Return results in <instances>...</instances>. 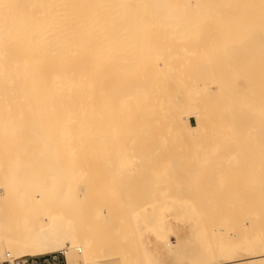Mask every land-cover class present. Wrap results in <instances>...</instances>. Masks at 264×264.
<instances>
[{"label": "bare ground", "instance_id": "obj_1", "mask_svg": "<svg viewBox=\"0 0 264 264\" xmlns=\"http://www.w3.org/2000/svg\"><path fill=\"white\" fill-rule=\"evenodd\" d=\"M205 82H208L209 84L208 89L204 87ZM171 86H174L173 89L175 90H172ZM177 86L179 88L183 86L182 92L179 89L176 90ZM188 107L189 109L192 108V111L187 112L186 110H189ZM184 111L190 114V116L196 118V125H193L191 123L190 116H187L188 114L186 115V112L183 113ZM183 114H185L186 116ZM208 117L210 120H213V122L215 121V123L211 125L212 128L210 127L212 133L214 132L213 134L217 136L221 134H227V137L223 136L226 137L225 140L221 136L223 141H220L222 139L219 136L220 140L217 144V148L219 147L218 150H224V152L226 151L225 153H223L222 151V153L225 154V157L227 156L226 154H231V156L233 157L238 156V158H235L236 160L241 158L239 161L241 162L242 160V163H240L239 161H235V159H232V161L236 162H234L235 164H239L238 166L242 164L243 167V163L246 164L244 165L246 167L239 168L237 166L238 168H236L235 164L230 163L231 165H235V168L237 170H240L239 173L233 166H230V164L227 162V164H229L227 166L233 168L232 172H230L233 173L235 169L236 173L238 172L239 175H242V173L245 175L247 174L246 176L243 175L240 177L243 180V178L249 176L246 179L249 184L248 182L244 181V179V185L242 186H245L246 184L247 187H242L241 184H239L240 182H242H239V175L234 172L236 175L233 176L230 173L231 176L237 177L239 179L236 181V179L232 177H227V179H229L230 181L233 179L235 182H237V185L239 184V191L236 190L238 186L235 183V185L232 183L234 187L236 186V189L234 190L231 189L232 185H230L231 187H229L232 195L229 194L230 192L228 190L227 194H225L226 192L224 193L223 199L222 196H219V201H217L218 198L214 200L215 204L218 203L220 205L217 204L215 206H210L213 203H203L202 205L205 204L207 206L206 209H208V213H206V209L204 210L205 206H203L204 208H201V203L198 202V204H200L199 209H197L198 213L203 212L204 214L202 213L201 216L206 214L205 217L203 216V219H205L208 217L207 215H209L212 210L216 209V207H218V209H222L221 206L224 205L223 207L225 208L228 199L233 200L234 198L236 200H234L235 202L233 203L236 204V206L234 207L233 205V208L226 207V210H228L229 208H231V210H224V216L228 215V212L230 215V211H232L233 213L238 212L240 214H248L249 212L252 215H249L247 217L245 214H243L244 216L241 215L243 217L240 216V218L244 220V217H246L247 220L243 221V224L250 225L251 230L254 228L257 231V225H259V222L260 226H262V224L264 223V0H0V139H5L6 143L3 142L4 145L9 144L6 137H11V140L16 138L17 141H19L18 139H23V142L19 141L17 143V146L19 145L21 147L22 145L23 147H21L20 149L19 147H17L16 150H14L20 151L21 154L18 153V155L15 154L14 156L12 155V157H10V152L12 151L13 154L15 153L13 152L14 147H11L12 150L9 148V146L5 149V146L1 144L2 141L0 142V145L3 146H0V150L3 148V151L1 150L0 152H4V156L0 157H5V153H10V156L8 154L6 156L8 158L10 157L8 161L6 160V157V159L4 158L6 162L4 163V165L6 166L9 162L8 165L11 166V172L9 171V173L11 175H14V178L12 179H15L17 177L16 174H20L23 170L26 169L29 170L27 171L29 173L27 174V172H25L24 174H27L26 178L30 179L29 181H27V179L26 182H31V180L32 182H35V176L37 175L36 173L38 171H36L35 173L33 172V170L37 169L40 172V168L42 169L43 167H46L48 169L49 166L51 167L50 170L55 171L58 169H67L68 173V170H71V174L68 173V175H70V178L71 176L75 175L76 177H78L76 172L83 169L84 167V172L87 171V177L90 178L89 175L91 176L92 173H88V170H86L88 167L91 168L97 162H101L105 166L108 164L106 162L109 160V162L111 163L110 165H113L112 168H114L113 170H109V172L113 171L112 176H114L115 174L116 179L114 177V180L120 182L122 179H124L123 171L127 170L126 172L128 173L132 172L131 175L135 174V172L141 174L142 178H144L143 183L147 184L149 182L147 174L145 178L143 176L144 174H142L143 172L140 173L139 171H137V169L139 170V168L141 169L143 167L142 169H144L145 172V170L149 168L151 169L150 172H152V174L154 169H156L153 174L155 180L152 178V175H150L149 179L157 181L159 180L156 177L158 171L163 172L164 168H162V170L160 167V170L158 169V167L152 169V166L150 165L151 163L149 164L150 166L146 168L141 165L143 162H140L143 161L144 158L146 159V157L147 160L155 158L151 157L149 159L148 155H158V158L160 160L161 156H163L164 154V158L165 156L171 154H173L172 156H175L176 154L177 155L175 156V158H171L172 156H167L169 160L171 158L172 162V159H174L175 163H173L174 165L171 164L172 162H167L169 165L163 164V167L165 166V168L170 166V170H168L167 168L163 173L166 174V170H168L169 172L174 169L173 174H176L174 173V171H177L175 169V164H178V169H186L183 177H186L185 179H188V174L186 173L188 172V169L191 168L187 169L188 166L186 168H182L184 166H181L180 168L179 165L184 164L181 163L182 160H184L185 162L189 159V157L192 158L191 155L193 156L194 152L191 151L192 154H190L189 150V152L186 151L191 147H186L185 140L187 139L184 138V143L182 142V140H180L185 136L184 130L186 129H183L182 124L184 123L181 124L180 121L183 122V119L186 121V127L190 131V138L192 137L191 141H193V137L196 136L197 138L199 134L201 135L203 133V126L204 123H206L205 119L207 121ZM101 120L103 121L101 123L105 122V125L100 124ZM220 121H222V124L224 122V127L223 125H221V123H219ZM232 123L234 126L232 125ZM221 132H223L224 134ZM203 135L202 137L200 136L201 138L198 137L200 138L199 141L203 142L202 148L203 145L210 146V143L208 142L210 139L211 143L213 141L209 136H207L209 139L205 140L204 138L206 137H204ZM219 137L217 138L219 139ZM175 138H178V140H176ZM217 138L216 140H218ZM102 139L106 140L107 142H102ZM201 139L204 141H201ZM17 141H13L12 145L14 146V142L16 144ZM187 142L189 141L187 140ZM193 144L194 143H192V145ZM211 145V147H214L216 144ZM33 146H36V153L40 157H43L41 158L42 160L37 159L36 157V160L33 159L31 161L30 156H24L25 154L29 155L30 153L32 155V152L35 151V148L33 149ZM107 146H109L110 148L109 151L107 150ZM191 148L192 149L190 150L195 151V153L197 152V150L193 149L194 145ZM4 149L7 151L5 152ZM8 149H10L11 151H9ZM181 151H186V153H181ZM27 152H29V154H27ZM183 153H185L184 157H187H185L186 159L183 158L181 160V155H183ZM1 154L3 155V153ZM107 154H109L110 157H107ZM142 155H144L145 157ZM178 155L180 156L177 157ZM141 156L144 158H142ZM218 156L220 157L221 155ZM157 159L155 160L158 161ZM191 160L194 161L195 159ZM139 163L140 167L138 166L136 168L135 166H137ZM190 163L192 162L189 159V164ZM197 163L199 164L198 161ZM189 164L187 163V165ZM131 165H133V168L135 167L134 170L132 169ZM190 166L191 165H189V167ZM227 166L226 168H228ZM52 167L54 168L52 169ZM108 167L111 168V166ZM193 167L195 168V166ZM198 168L201 167L199 166ZM198 168L196 170H198ZM226 168L223 167L222 169H219L225 170ZM247 168H251L250 170L252 171L251 173H253L252 175L251 173H244L243 170L249 171L247 170ZM0 169L2 170L3 167ZM105 169L108 170L107 167ZM90 170L92 171V168ZM226 170L228 171L229 169ZM17 171L20 172L17 173ZM44 171L42 172L44 173ZM61 171L63 172V170ZM2 172L3 171H1V173ZM7 172L5 171V173ZM57 172H59V170ZM57 172L55 173L57 174ZM148 172L149 171H147V173ZM155 172L157 173L155 174ZM181 172L184 171L182 170ZM217 173L220 174V171H217ZM225 173L228 172H224L222 174L224 176L223 178L222 175L221 178L218 177L219 181L220 179H222L221 183L226 177ZM22 174L23 172L21 173V176L23 178L24 174ZM56 174L54 175V173H51L49 174V176L51 178L54 177V179L58 181V179L61 178L58 177V175H64L60 173H58L57 175ZM205 174L209 175V173ZM160 175H162L159 177L161 180L160 184H164L161 188H178L179 192L181 188H184L181 186L180 188L179 186L174 185L176 181H172V178L169 179L167 177L168 173L166 174L167 176L163 175L162 173ZM208 175L207 177L209 178ZM42 176V173L41 176L38 175L39 178H41ZM56 176L58 179L56 178ZM135 176L136 175L132 177L133 179L135 178V180L136 177H141ZM87 177L83 181L87 183H83L85 185H88L89 183L87 182ZM191 177H189L190 182L184 180L188 182H185L187 184V186L185 187L187 188L188 186L195 184L193 182V178H196L198 176L194 174V176ZM0 178H3V176ZM204 178H206V175ZM204 178H202L201 180H203ZM127 179L130 181H128ZM127 179L125 182L128 181L130 183L124 182L125 187L126 184H129V186H127L128 190L127 188L125 189V192L127 191V195L125 196L129 197V191L133 190L131 187L136 184L139 185L140 182L143 181V179H141L139 183H136L135 180H132L134 184L131 181V178H129L128 174ZM179 179L180 176L179 178H176V180H178L177 182H179ZM210 179H212V182L213 178L211 177ZM73 180L75 179L73 178ZM114 180L110 181L113 182ZM90 181H92V177ZM194 181L197 180L195 179ZM204 181L207 184L208 181ZM68 182L66 183L68 184ZM72 183L73 186L71 185ZM72 183L70 184L69 182V194L75 193L74 181H72ZM219 183L220 182L216 184L217 187L215 186V184L211 185V187L214 186V188L216 189L219 188V190H216V192L215 190L214 192H212L214 188L212 189L209 187L210 189H212V191L209 192L215 193L216 195H210L211 197H218L219 194L222 195L219 192L223 187H220L223 186L226 182H224L223 185L220 183L221 186H219ZM83 184L81 182L82 186H84ZM111 184L112 183H110L109 185L110 187ZM150 184H153L152 181ZM150 184L149 187H152ZM160 184H157V186L160 187ZM3 185L4 182L1 186ZM124 185L121 186L124 187ZM202 185L203 184H201V187H203ZM15 186L18 187L20 185ZM53 186L56 187V184ZM155 186L156 185H154V187ZM194 186L195 185H193V187ZM5 187L7 186L5 185L4 188ZM40 187L41 186H39V188ZM46 187L47 184L44 188L46 191H49L48 189H46ZM84 187L86 188L87 186ZM90 187L95 189L98 188V185L97 187H93V185H90L87 188L89 189ZM114 187L115 186H113V188ZM129 187L131 190H129ZM135 187L138 188V186ZM158 187H155L156 191L153 192L155 193V195L158 190L160 191ZM207 187L206 189L208 190L209 188ZM50 188L53 187L50 186L49 189ZM113 188L112 190H114ZM203 188L201 190V193L205 190H203ZM7 189H10V187ZM42 189L40 188V190ZM82 189L84 191H88V189ZM195 189L194 191H196ZM102 190L105 192V189L101 188V191ZM115 190H117V188H115ZM150 190H147L149 194L154 191L153 188H150ZM183 190L180 192V196H182V205L184 204L183 202H185V200L183 201L184 197H187L191 194H188L191 191L187 192L188 190H190V187L187 191H185L186 189ZM225 190L227 191V187L225 188ZM86 191L84 193H87ZM103 191L102 193H104ZM171 191H169L170 193H168V195L170 194V196H172L171 194H173V191ZM119 192H121V190L118 191V193ZM133 192L135 191L133 190ZM145 192L144 196L142 195V193L140 195L137 193L139 196L136 195V193L131 194V196H143L142 199H144V197H146ZM102 193H99L100 196ZM205 193L207 194V192L200 194V196L203 195L201 197L203 198V201L206 197L204 196ZM90 194L91 193H87L88 196ZM113 194L114 191L113 193L111 191V195H109V197L111 196L112 198ZM149 194L147 195L149 198L146 197L148 200L154 198L155 202L158 201L155 197H152L150 196L151 194ZM164 194L161 195L166 196L167 192ZM225 195L227 200L226 202H224L225 204L221 205L220 201H225ZM228 195L230 196L228 197ZM238 195L240 196L235 198V196ZM242 195L243 197L241 199L240 197ZM54 196L55 195H53V197ZM88 196H86L87 199L90 198ZM118 196L116 195V197ZM157 196L158 194L156 195V197ZM167 196L166 200L170 198L169 196ZM86 197L84 198L86 199ZM123 197L124 194L122 198ZM161 198L163 199V197ZM237 198L239 199L237 200ZM3 199L8 200L9 198L3 197ZM95 199L98 198L96 197ZM114 199L117 200V198ZM118 199L120 201V196L118 197ZM126 199L125 202L124 199L123 201L121 199V205H119V207H122V204L124 207L125 204L127 205V203L131 204V201L128 202L130 199H128L127 202ZM139 199L142 201L141 198ZM91 200H93V198H91ZM91 200L87 201H89V203H92L94 200ZM150 200L146 201L150 203ZM164 200L165 199H163V201ZM171 200L167 201L169 202ZM193 200L191 201L192 203ZM202 200L200 201L202 202ZM205 200L207 201V199ZM87 201L82 202L85 204ZM4 202L6 203V200ZM67 202L69 203V200ZM155 202L153 201L152 203H150V205ZM194 202H196V199ZM237 202L239 204H242L244 208H240ZM136 203L137 202L134 201L133 204L137 205L139 202L137 204ZM160 203H162V201ZM171 203L174 204L173 202ZM243 203L245 204V206L243 205ZM87 204L88 203H86V205ZM96 204V202H93L94 206L91 204L92 208L95 207ZM104 204V206H106L105 202ZM158 204L159 203L157 202L156 205ZM163 204L164 206H166L165 203ZM189 204L191 205V203ZM194 204H192L193 207ZM159 205L158 209L161 207ZM180 205L181 203L179 204V206ZM88 206L87 208L85 207L86 210L90 208ZM208 206H210V209L208 208ZM98 207H100V205ZM195 207H198V205L196 204ZM80 208L81 206L79 205V209ZM135 208L132 210L133 212L134 210H137L138 207L136 209ZM99 209L101 210V208ZM184 209L185 208H183V210ZM237 209L239 210L236 211ZM80 210L78 211L83 212V210ZM89 210H92L91 212H94V208H90ZM109 210L110 209H108L107 212L109 215H111L113 213V210L111 211V214ZM129 210L130 209H128V211ZM179 210L181 209L179 208ZM179 210H177V213L180 212ZM103 211L104 210H102V213ZM104 212L106 213V211ZM154 212H159V210L155 211L154 209ZM215 212V217L217 218V215L219 214L218 210H215ZM215 212L212 211V214L209 215V217H212V219L209 217L207 218L211 219L210 221H208L212 227H215V229L213 227L214 230H216L217 228V225H215L218 223L217 220L221 219L219 218L216 220L214 218L216 220V223L214 222L215 220H213V213L215 214ZM114 214H116V212ZM142 214L144 213H141V215ZM82 215L84 216V213H82ZM90 215L88 214V216H90L92 219L94 213H91ZM79 216L80 215L78 214V217ZM115 216L114 218H116ZM119 216L122 215L120 214ZM123 216L125 215L123 214ZM123 216L121 218H123ZM233 216V218L236 217L237 220V216H235L234 214ZM148 217L150 218V216ZM127 218H125L126 221ZM145 218L147 217H144V219ZM82 219L80 221H82ZM88 219L91 220L90 218ZM227 219L231 220V222H229L230 225L227 222L229 226H226V221H224V227L232 226L234 224V221L232 222V220L235 219L226 218V220ZM125 220L123 222L122 228L124 229L126 226V230H129V232L130 230H132L133 232L132 228H135L136 226H131V224L128 226L127 224H125L124 226V223H126ZM154 220L155 219H153V221ZM212 220L214 222L213 225ZM147 222L150 223L149 220H147ZM102 223H98L99 226L102 225ZM109 223L110 222L107 221L105 225H109ZM119 224H121V222ZM209 224L206 225L207 230L211 227ZM93 225L95 226L97 225V223H93ZM223 225L221 224L218 228H222ZM99 226L98 228L100 229ZM199 226H201L200 223ZM240 226H242V223ZM72 227L74 226L72 225ZM130 227L132 228L130 229ZM85 228L84 231L86 230ZM101 228H104L103 225ZM197 228L200 229L202 228V226H197ZM262 228L264 229V226H262ZM88 229L91 230L90 228ZM110 229L112 228L110 227ZM213 229L211 230V233H213ZM243 229L247 230L249 228H245L244 226ZM87 230L86 232H88ZM137 230L138 229H135V231ZM219 230L217 229L216 232L214 231L216 233L215 236H217ZM240 230L236 232H239ZM242 230L241 232H243ZM93 231L96 232V230ZM261 231L260 233H262ZM219 233H221V230L219 231ZM229 233L228 236H230ZM240 234L242 235V233H239L238 236H240ZM251 234L249 236H251ZM255 234L256 232L254 233V236ZM211 236L212 234H210V237ZM218 237L216 241L219 242L221 239V242H223V236H221V234H218ZM247 238L242 239L245 241H240L242 242L241 244H243L242 246L244 247L241 248V246L240 249L242 250L238 251V249V254L236 255H233L236 253V251L235 249H232L233 247L230 244L229 245L231 247L228 246L230 250L225 247L224 242L229 241H227L226 238H223L226 240L223 242L224 246H222V244V247H218L220 251L218 252V254L213 253L211 259L204 260L196 264L264 263V243L259 242L257 244L258 241L255 242V239H253L255 245L252 244L253 242L251 240L250 242H248V244H246ZM250 238L252 239V236ZM215 239L216 238H214V240ZM210 240L212 241V239ZM71 242L72 241L70 240V243ZM250 243L252 245H249ZM213 244L214 243L212 241V246H214ZM235 245L236 243L233 245L234 248ZM228 251L230 252V254H228ZM231 252L233 253L231 254ZM132 256L135 257V254H133ZM143 257L145 256L143 255ZM143 257V261H134V264H160L161 262L160 260L156 259H145L144 261ZM174 259H176V257H174L172 260ZM177 261L178 260H176V262H172V264H178Z\"/></svg>", "mask_w": 264, "mask_h": 264}, {"label": "rangeland", "instance_id": "obj_2", "mask_svg": "<svg viewBox=\"0 0 264 264\" xmlns=\"http://www.w3.org/2000/svg\"><path fill=\"white\" fill-rule=\"evenodd\" d=\"M186 79V78H185ZM205 85H204V87L206 88V89H208L209 88V84H208V82H205L204 83ZM190 86V85H189ZM172 87V90H175V89H173L174 88V86H171ZM182 87L183 86H181V88H179L178 86H177V89L176 90H180L181 92H182ZM177 92H179V91H177ZM180 95V94H179ZM193 105H195V104H193ZM192 107V106H191ZM194 107V106H193ZM195 108V107H194ZM194 108H193V110H194ZM188 109H189V107H188ZM187 112L188 111H192V108L191 109H189V110H186ZM186 111H184L183 113H185ZM185 113L186 115L188 114V113ZM185 114H183V115H185ZM185 115V116H186ZM187 116H190V114H188ZM190 121H191V123L193 124V125H196L197 124V120H196V118L195 117H193V116H190ZM211 121V122H210ZM223 121V120H222ZM222 121H220L219 123H221ZM101 122H103L102 120L100 121V124L102 125H105V122L104 123H101ZM181 122V124L182 123H184V124H182V126H183V129L184 128H186L185 130H184V137L183 138H179L180 140H182V142L184 143V140L185 139H187L189 142H187V140H185V143H186V147L187 148H189L190 146L192 147L193 145H194V150H197V152L195 153V151H193V150H190V149H192L191 147L189 148V149H185L186 151H188L190 154H192V152H194V154H193V156L191 155V157L192 158H190L189 156V159H190V161L192 162V163H190L189 164V159L188 160H186L185 162H187L189 165H191L192 167L193 166H195V168L197 167H201V168H198V170H196L194 167L192 168L191 166L189 167V165H187V163H185L184 162V160H182L183 158H185V157H187V156H185L184 157V155H185V153H186V151H181V153L182 152H185V153H183V155H181L182 156V158H181V160H182V162L181 163H184V164H180L179 165V167L181 168V166H184V167H182V168H186L187 166V169L188 168H191V169H188V172L186 173V174H188V176H187V178L188 179H185L186 177H183L184 175V173L186 172V169H182L184 172H181L182 170H180V169H178V164H175L176 165V167H175V169L177 170L176 172L174 171V173H176V174H173V170L172 171H169L168 172V170H170L169 168H170V166L169 167H167L168 168V170H166L167 171V173H168V176L166 175V174H164L163 172H165V169H167V168H165V166L163 167V164H166V165H169L168 163L170 162H172L171 161V158H175V156L177 155H175V156H172L173 154H171V155H167L168 157H170V156H172L171 158H170V160L168 159V157L167 156H165V158H167V159H165L163 156L165 155H163V156H161V158H160V160H159V158H158V155H152V156H149L148 155V158L150 159L151 157H155V158H151L150 160H147V157H146V159L144 158L145 156L144 155H142V156H144V157H142V158H144V160H146V161H141L140 163H142L141 165L142 166H144V167H149L150 165L152 166V169L153 168H157L158 167V169H159V167L161 168V170H162V168H164L163 169V172L162 171H158V173H159V175H158V173L157 172H155V174L157 173V179H159V180H157V181H153L152 179H149V177H150V175H152L153 176V174H154V171L156 170V169H154V171H153V174H152V172H150L151 171V169H149V168H147L146 170H145V172H144V169H140L139 168V170L137 169V171H139L140 173H142V174H144L143 176L146 178V174H147V178H148V180H149V182L146 184V183H143L144 182V178H142V175L141 174H138V172H135V174H133V175H131V173L132 172H130V173H128V172H126L127 170H125V171H123L124 172V174H123V178L124 179H122L120 182L119 181H117V180H114V177H115V174H114V176H112L113 175V171H110L109 172V170H113L114 168H112L113 167V165H110L111 163L109 162V160L106 162V163H108L107 165L108 166H111V168L110 167H108L107 165H103L101 162H99L100 163V166H99V163L97 162L94 166H92L91 168H92V171L90 170L91 168H87L86 170H88V173L90 174V172L92 173L91 174V176L89 175V177L90 178H88L87 176H88V174H87V171L86 172H84L85 170H84V167H83V169H81V170H79L78 172H76L77 173V175H78V177H76V175L75 176H71V178L69 177L70 175H68V173H70L71 172V170H68V173H67V169L66 170H64V169H58L59 170V172H57L58 170H50L51 169V167L49 166L48 167V169L46 168V167H43L42 169L40 168V172L42 173V177L41 178H39L38 177V175H40L41 176V173L39 172V170H37V169H35V170H33V172H35L36 173V171H38L36 174V180H35V182H32V180H31V182H26V180L28 179V178H26V175L29 173V172H27V171H29V170H20V171H22L23 172V174L25 173V172H27V174H22L23 175V178H22V176H21V173L19 174L18 172H20V171H17V173L18 174H16V178L15 179H12V178H14V175H11L10 173H9V171H10V168H11V166H9L8 164H9V162L7 163V165L5 166L4 165V163H6L5 162V160H4V158L7 156V154L10 156V153H11V156L10 157H12V155L14 156L15 154H17L18 155V153H20V151H14V150H16V148L17 147H19V149L21 148V147H23L22 145H21V147L18 145L17 146V143L20 141V142H23L22 140H20V139H18L19 141H17V139L16 138H14V139H16V140H11L12 138L11 137H9V138H7L6 137V139H8L7 141L9 142V144H8V142H7V144L8 145H4V143H6V141H5V139L3 140V138H2V140L0 139V142L2 141V145L3 146H5V149L6 148H8V146H9V148L11 149V147H14L13 148V152H15L14 154L12 153V149L10 150V149H8L9 151H11L10 153H5L6 155H5V157H0V161L2 160V158H3V164H2V161L0 162V168H2L3 167V169L1 170V171H3L2 173H1V171H0V177H2L3 176V178H5V179H3V178H0L1 179V181H0V264H3L2 262H7L8 260L6 259L7 258V254H10L11 255V257H13V258H40L41 259V261H43V259H45L46 257H48V256H53V255H55V256H58V259L56 260V262H57V264H134V261L136 262H141V261H143V259H142V257H143V255L145 256V257H143L144 258V261H145V259L146 260H160L161 262H160V264H172V262H176V260H178L177 262H178V264H196V263H198V262H201V261H204V260H209V259H211L212 258V255H213V253L215 254H218V252H220L219 251V249H218V247L220 248V247H222V246H224V244H225V247H227V249H229L228 248V246H232L233 248V250L235 249V251H236V253L235 254H233V255H236V254H238L237 252L238 251H240V250H242V249H240V247L243 245V244H241L242 242H240L243 238L244 239H246L247 237V243L246 244H248V242H250V240L253 242L252 244L253 245H255L254 243L256 242V241H258L257 242V244L259 243V242H263L264 243V241H262V240H264V232H263V228H262V226H264L263 224H262V226H260V222L259 221H257V222H259V225H257V231L254 229V231H253V229L251 230V228H250V225H247V224H243L244 222L243 221H245V220H247L246 219V217H244V220H242V218H240V216L241 215H243V214H245V213H238V212H235V213H233L232 211H230V215H229V212H228V215H225L224 216V214H225V211L224 210H226V207H231V208H233L232 206L234 205V207L236 206V204H234L233 202H235L234 200H236V199H234L233 198V200L232 199H228V201L226 202V200H227V198H226V195H225V201H223V200H221L220 202H221V205L222 204H225L224 202H226V207L224 208L223 206L224 205H222L221 207H222V209H218V207H216V209L215 210H218V213L219 214H221V215H217V218L215 217L216 216V212H215V210H212V211H214L215 212V214L213 213V215H214V217H213V220H217V219H219V218H221V219H219V220H217V224H215V225H217L216 227V230L218 229H220L221 230V233H219V231H218V233H217V236H215L216 235V230H214L215 229V227H214V229H213V227L211 226V224H209V221L212 219V217H209V215L210 214H212L211 212V210H209V211H211L210 213H209V215H207L209 218H211V219H207V218H205V219H203L204 217H205V215H203V216H201V214L203 213L202 211H200V212H202V213H198V210L197 209H199V205L200 204H198V202L199 203H201V208L203 207V206H205V208H204V210L207 208V206L204 204V205H202L203 203H206L207 202V204L210 202V204L211 203H213L212 205H210V206H215V205H217V204H215V201L214 200H216L217 198H218V200L217 201H219L220 199V197L222 196V199H223V195H224V193L225 194H227L228 193V190H229V194H231L232 195V192H231V190H230V188L229 187H231L230 185H232V183L234 184H236L237 185V182H235L232 178H234V179H236V181L237 180H239L237 177H233V176H235L236 174H238L239 175V171L240 170H237L236 168H243V167H246V166H244V165H246V164H244L243 163V167H242V164H240V166H238L239 164L237 163V164H235L236 162L235 161H239L241 158H239L238 160H236L235 158L237 157L238 158V156H235V157H233V156H231V154L229 155V154H226L227 156L225 157V154H223V153H225L224 152V150H218V148H217V144L219 143L218 141L220 140V137L222 136H226L227 137V134H224L223 132H221V133H223L224 135H219V136H217V135H215V134H213L212 133V130H211V128H212V124L213 123H215V121L213 122V120H210L209 119V117L207 118V121H206V119H205V122L206 123H204V126H203V133L200 135L199 134V136H197V138L198 137H202V135L204 136V137H206V138H204L205 140H207V139H209L207 136H209V137H211L212 138V143L210 142L211 141V139L208 141L209 143V145L210 146H208V145H203V148H202V144H203V142H200L199 140H200V138H198V140H197V138H196V136L195 137H193V141H191V138H190V131L188 130V128L186 127V121L183 119V122L182 121H180ZM127 123V122H126ZM210 124V125H209ZM185 125V126H184ZM218 125V124H217ZM221 125H223V127L225 126L224 125V122H223V124L221 123ZM220 125V126H221ZM232 125H233V123H232ZM214 126V125H213ZM231 126V125H230ZM234 126V125H233ZM206 127V128H205ZM211 127V128H210ZM209 129H210V131H209ZM208 130V131H207ZM189 131V132H188ZM207 131V132H206ZM206 132V133H205ZM186 133H187V135H186ZM210 134V135H209ZM215 135V136H214ZM214 136V137H213ZM3 137V136H2ZM217 137H219V139L218 140H216V138ZM222 137H221V139H222ZM226 137H223V139L225 140V138ZM0 138H1V136H0ZM185 138V139H184ZM189 138V139H188ZM196 138V139H195ZM176 139V138H175ZM223 139L222 140H220V141H223ZM176 140H178V138L176 139ZM180 140H179V142H180ZM198 141V143H197V141ZM11 141V142H10ZM13 141H17L16 142V144H15V142H14V146L12 145L13 144ZM24 141H25V139H24ZM104 141H106V140H103L102 139V142H104ZM173 141H174V138H173ZM172 141V142H173ZM190 141H191V143H190ZM201 141H204V140H202L201 139ZM216 141V142H215ZM4 142V143H3ZM100 142H101V140H100ZM107 142V141H106ZM176 142H178V141H176ZM200 142V143H199ZM205 142H207V141H205ZM191 145H190V144ZM192 143H194L193 145H192ZM188 144H189V146H188ZM211 144H216L214 147H211L212 145ZM2 145H0L1 147H3ZM15 145H16V147H15ZM196 145V146H195ZM7 146V147H6ZM205 146V147H204ZM210 147V148H209ZM35 148V149H34ZM107 150L109 151V146H107ZM201 148V149H200ZM4 149V151L6 152L7 150H5ZM18 149V150H19ZM33 149L35 150V151H33L32 152V155L34 156H32L31 155V153L29 154V152H27V154H29V155H24L25 157H28V156H30L31 157V161L33 160V159H35L36 160V157H37V159H40V160H42L41 158H43V157H40L37 153H36V146H33ZM199 149V150H198ZM211 149V150H210ZM2 151H3V148L1 149ZM0 150V151H1ZM8 151V152H9ZM192 151V152H191ZM221 151V152H220ZM222 151H223V153H222ZM17 152V153H16ZM34 152H35V155H34ZM220 152V153H219ZM1 153H3V155L1 154ZM175 153V152H174ZM176 153H178V152H176ZM21 154V153H20ZM19 154V155H20ZM189 154V155H190ZM16 155V156H17ZM37 155V156H36ZM187 155H188V153H187ZM217 155V156H216ZM218 155H223L222 157L220 156H218ZM233 155V154H232ZM235 155V154H234ZM0 156H4V152H0ZM107 157H110L109 156V154H107L106 155ZM180 155H178L177 157H179ZM195 156V157H194ZM214 156V157H213ZM9 157V158H10ZM239 157H243V156H239ZM250 157H253V156H250ZM7 158V159H6ZM5 159L8 161V157H6ZM158 158V159H157ZM218 158V159H217ZM12 159V158H11ZM155 159H157L158 161H156ZM165 159V160H164ZM179 159V158H178ZM186 159V158H185ZM191 159H195L194 161L193 160H191ZM220 159V160H219ZM225 159V160H224ZM232 159H235V161H232ZM34 160V161H35ZM173 160V162L171 163V164H173V163H175V161H174V159H172ZM10 161V160H9ZM100 161H101V159H100ZM197 161L199 162V164L197 163ZM208 161V162H207ZM215 161V162H214ZM226 161V162H225ZM168 162V163H167ZM178 162H180V161H178ZM193 162H195V163H193ZM227 162L230 164V163H233V164H235L236 165V168H235V165H231L230 164V166H233L235 169H236V171H238L237 173H236V171H235V169H234V171H233V173H231L232 172V167H230V166H227V165H229V164H227ZM235 162V163H234ZM240 162V161H239ZM105 163V164H106ZM140 163L137 165V166H135L136 168L139 166L140 167ZM151 163V164H150ZM177 163V162H176ZM199 165H197V164ZM204 163V164H203ZM219 163V164H218ZM222 163V164H221ZM240 163H242V160H241V162ZM102 164V165H101ZM150 164V165H149ZM158 164V165H157ZM170 164V165H171ZM202 164V165H201ZM209 164V165H208ZM174 165V164H173ZM172 165V166H173ZM207 165V166H206ZM212 165V166H211ZM223 166V167H225L226 168V166L228 167V168H226V169H229L228 171L226 170H221L223 167H221V166ZM5 166V167H4ZM7 166H8V168H7ZM238 166V167H237ZM103 167V168H102ZM108 168V170L107 169H105V168ZM131 167H132V169L134 170L135 169V167L133 168V165H131ZM203 167V168H202ZM215 167V168H214ZM221 168V169H219V168ZM5 168V169H4ZM8 170H7V169ZM54 167H52V169H53ZM94 168V169H93ZM100 168V169H99ZM217 168V169H216ZM231 168V169H230ZM13 169V168H12ZM47 169V170H46ZM202 169V170H201ZM210 169V170H209ZM216 169V170H215ZM219 169V170H218ZM245 169V168H244ZM251 169V168H250ZM250 169H248L247 168V170H249V171H246V170H243L244 171V173H251L252 171L250 170ZM7 172V173H5V171ZM44 170H46V171H44ZM50 170V171H49ZM61 170H63V172L61 171ZM90 170V171H89ZM104 170V171H103ZM142 170V171H141ZM160 170V169H159ZM189 170H190V172H189ZM209 172H208V171ZM214 172H213V171ZM32 171V170H31ZM30 171V172H31ZM42 171H44V173L42 172ZM47 171H49V172H47ZM52 171H54V172H52ZM61 171V172H60ZM103 171V172H102ZM147 171H149L148 173H147ZM211 171H212V173H211ZM216 171V172H215ZM217 171H220V174H218L217 173ZM231 171V172H230ZM11 172V171H10ZM55 172H57V174L58 173H60V174H64L63 176L64 177H66V178H64L62 175L61 176H59L58 175V177H61L60 179H58L57 178V176H56V178L58 179V181L57 180H55L54 179V177H50L49 176V174H51V173H54V175L56 174ZM101 172H102V174H101ZM178 172V173H177ZM194 172V173H193ZM199 172V173H198ZM204 172V173H203ZM224 172H228V173H225V178H224V181H222V183H221V180L222 179H220V181H219V178H221V175L224 173ZM236 174H235V173ZM13 173V172H12ZM46 173V174H45ZM49 173V174H48ZM66 173H67V175H66ZM83 173H86V174H83ZM104 173V174H103ZM112 173V174H111ZM125 173H126V177H125ZM134 173V172H133ZM137 173V174H136ZM163 174V175H166L169 179H171L172 181L174 180V182L176 181V183L178 184H174V185H176V186H181V187H184L183 189H186L185 191H187L188 189H189V187H190V190H188L187 192H189V191H191V192H189L188 194H190V195H188L187 197L185 196L184 197V199H183V201L185 200V202H183L184 204L182 205V196H180V192L183 190L181 187V189H180V192H179V189L177 188H175V189H172V188H161L163 185L162 184H160V182H161V180H160V176H162V175H160V174ZM190 173V174H189ZM193 173V174H192ZM205 173H209V175L208 174H205ZM233 175V176H231V174ZM241 173H242V169H241ZM2 174V175H1ZM4 174H5V176H4ZM14 174V173H13ZM56 174V175H57ZM71 174V173H70ZM80 174V175H79ZM106 174V175H105ZM127 174H128V176H129V178H131V181L132 180H135V178L133 179L132 177L134 176V175H136V176H141V177H139V178H137L136 176V180H135V182L136 183H139L140 181H141V179H143V181L142 182H140V184L138 185V184H136V185H134L133 187H135V186H138V188L137 187H135V188H133V187H131L135 192H133V190L132 191H129V193H128V195H129V197L127 196H125V195H127V191L125 192V189L127 188V186H129V184L127 185L126 184V187H125V183H127L128 181H130V180H128L127 179ZM192 174V175H191ZM194 174L196 175V176H198V177H194L197 181H194L195 179L193 178V182L195 183V184H193V185H195L194 187H193V185H191V186H188V188L187 187H185V186H187V184L186 183H188V182H186V181H184V180H187V181H189V177H191V176H194ZM201 174H202V176H201ZM206 175V178H204L205 177V175ZM211 174H212V176H211ZM214 174H216V175H214ZM227 174V175H226ZM229 174V175H228ZM253 173H251V175H252ZM48 175V176H47ZM170 175V176H169ZM178 175V176H177ZM191 175V176H190ZM207 175L209 176V178L207 177ZM220 175V176H219ZM243 175H245V174H243L242 173V175L240 174L238 177H240V176H243ZM247 175V174H246ZM245 175V176H246ZM46 176V177H45ZM94 176V177H93ZM104 178H103V177ZM177 176V177H176ZM179 176H180V179H179V182H177L178 180H176V178H179ZM204 178L203 180H201L202 178ZM215 176H217V177H215ZM21 179H20V178ZM48 177H50V178H48ZM68 177V178H67ZM86 177H87V179H88V181L87 182H89L88 183V185H85V184H83V183H86V182H83L85 179H86ZM91 177H92V181H90V179H91ZM106 177V178H105ZM121 177V178H122ZM183 177V178H182ZM213 178V183L211 182V180L212 179H210V178ZM219 177V178H218ZM224 176L222 175V178H223ZM227 177H232L231 179V181L229 180V179H227ZM247 177H249V176H247ZM247 177H245V178H243V180L244 181H246V182H248L246 179H247ZM10 178V179H9ZM17 178H19V179H17ZM65 180H64V179ZM73 178L75 179V180H73ZM93 178H94V180H93ZM154 180H155V178H154V176L152 177ZM175 178V179H174ZM192 178V177H191ZM215 178V179H214ZM217 178V179H216ZM17 179V180H16ZM54 179V180H53ZM77 179V180H76ZM95 179H96V181H95ZM105 179V180H104ZM107 179V180H106ZM115 179H116V177H115ZM126 179L128 180L127 182H125L126 181ZM199 179V180H198ZM2 180H3V182H4V185L3 186H1L2 184H3V182H2ZM11 180H13V181H11ZM30 179H28L27 181H29ZM62 180V181H61ZM64 180V181H63ZM68 180H69V182H70V184L72 183V181H74V186H75V193H73L74 195H75V197H74V195L73 194H69V192H70V190L68 189V187L70 186V184H69V182H68ZM71 180V181H70ZM110 180H114L113 182H111ZM170 180V181H171ZM204 180H207L208 182H210V183H212V184H210V183H208L207 181V184L205 183V181ZM228 180V181H227ZM242 179H241V177H240V180H239V182L240 181H242V182H238L239 184H241V186L242 185H244V181H243ZM16 181V182H15ZM19 181H20V183H19ZM34 181V180H33ZM51 181H52V184L53 185H55L56 184V187L55 186H53L52 184H51ZM54 181V182H53ZM55 181H57V182H55ZM68 182V184L66 183V182ZM104 181H106V182H104ZM109 181H110V183H112L111 184V187L113 188V186H115L113 189L114 190H112V188L109 186L110 185V183H109ZM116 181V182H115ZM138 181V182H137ZM151 181H152V183L153 184H150L151 183ZM159 181V182H158ZM169 181V182H170ZM216 181H217V183H216ZM230 181V182H229ZM2 182V183H1ZM13 183V184H11V183ZM59 182H60V184H62V185H60L59 184ZM81 182H82V184L84 185V186H90V185H93V187L95 186V187H97V185H98V188H92V187H90L89 189L86 187H84V186H82L81 185ZM91 182V183H90ZM125 182V183H124ZM133 182V181H132ZM131 182V183H132ZM186 182V183H185ZM190 182V181H189ZM204 182V183H203ZM218 182H220L222 185H223V183L224 182H226V183H224V185L223 186H221V184L219 183V186H221L220 188H222V189H220V192L219 193H221L222 195H218V197H215L216 195H215V193H211V192H209V191H212V189L214 188V186H212L211 187V185H214L215 184V186L217 187V185L216 184H218ZM245 182V183H246ZM7 183H8V185H7ZM16 183V184H15ZM49 183V184H48ZM55 183V184H54ZM64 183H65V185H64ZM107 183H109V184H107ZM113 183H114V185H113ZM128 183H130V182H128ZM186 185H185V184ZM198 183V184H197ZM231 183V184H230ZM43 184V185H42ZM46 184H47V187H46V189H48L49 191L50 190H52V191H46L45 190V186H46ZM87 184V183H86ZM90 184V185H89ZM101 184V185H100ZM106 184H107V186H106ZM116 184V185H115ZM133 184H134V182H133ZM142 184V185H141ZM147 185V189H146V185ZM149 184L152 186V187H149ZM157 184H160L161 186L160 187H158L157 186ZM200 184V185H199ZM201 184H203L202 186L204 187H201ZM204 184H205V186L207 187V188H212V189H206V187L204 186ZM229 184V185H228ZM234 184V185H235ZM239 184L237 185L238 186V188L236 189V186L234 187V185H232V187H231V189L232 190H234V189H236L237 191H239ZM248 184H249V182H248ZM7 186V187H5L4 188V186ZM15 185H20V186H18V187H16ZM48 185H50V186H52L53 188H50L49 189V187L50 186H48ZM67 185V186H66ZM72 186H73V183L71 184ZM113 185V186H112ZM118 185V186H117ZM119 185H120V187H119ZM124 185V187H122V186ZM131 185V184H130ZM141 185V186H140ZM154 185H156L155 187H158L159 189H160V191H161V193H160V191L158 190L157 191V193H156V195L158 194V196L156 197V195H155V193H153V192H155L156 191V189H155V187H154ZM199 187H198V186ZM39 186H41L40 188L42 189V190H40V188H39ZM99 186H100V188H99ZM105 186H106V188H105ZM139 186H140V188H139ZM142 186H144V187H142ZM218 186V187H219ZM245 186H246V184H245ZM245 186H242V187H245ZM10 187V189H7V188H9ZM15 187H16V189H15ZM62 187V188H61ZM67 187V188H66ZM142 187V188H141ZM149 187V188H148ZM192 187V188H191ZM195 187H196V189H195ZM198 187V188H197ZM227 187V191L225 190V188ZM247 187V186H246ZM13 188V189H12ZM59 188V189H58ZM65 188V189H64ZM82 188H84V189H88V191H86L87 193H91L89 196L87 195V193H84L85 191L82 189ZM101 188L102 189H105V192L104 193H102V191H101ZM108 188V189H107ZM115 188H117V190H115ZM145 188V189H144ZM150 188H153V190L154 191H152L150 194H149V192L147 191L148 189L150 190ZM201 188V189H200ZM202 188H203V192L202 193H204V192H207V194L205 193V195L204 196H206L205 197V199H207V201L204 199V201L202 200L203 198H201L202 196H200V194H202L201 193V190H202ZM94 189V190H93ZM97 189H99V190H97ZM107 189V190H106ZM110 189H111V191H112V193H113V191H114V194H113V196L116 194L117 196L119 195L120 196V198L122 199V201H123V199H124V202H125V199L126 198H128V199H130L129 201H128V199H126V202L128 201V202H130L131 201V204L129 203H127V205L125 204V207L123 206V204H122V207L120 208L119 207V205H121V199H120V201H119V199H118V197H116V195L113 197L112 196V198H111V196L109 197V195H111V191H110ZM136 189V190H135ZM138 189V190H137ZM144 189V190H143ZM171 189H172V191H171ZM192 189V190H191ZM194 189L197 191H194ZM223 189H224V191H223ZM245 189V188H244ZM5 190V191H4ZM56 190V191H55ZM59 190V191H58ZM93 190V191H92ZM109 190V191H108ZM121 190V192H119L118 193V191H120ZM127 190H128V188H127ZM129 190H131L130 189V187H129ZM152 190V189H151ZM150 190V191H151ZM214 190H215V192H216V190H219V188H214L213 189V191L212 192H214ZM246 190V189H245ZM7 191H9V192H7ZM11 191V192H10ZM16 191H17V193H16ZM19 191V192H18ZM90 191V192H89ZM96 191V192H95ZM145 191H147V192H145ZM169 191H171L173 194H171L172 196H170V194L168 195V193H170ZM184 191V190H183ZM223 191V192H222ZM102 193L101 194V196H102V198H101V196H100V194L99 193ZM108 192V193H107ZM123 192V193H122ZM126 194H125V193ZM131 192V193H130ZM144 192H145V196L147 197V198H149L147 195L149 194L150 196H152V197H155L158 201V203L160 204H158L159 206H161L159 209H158V205H156L157 204V202H155V199L154 198H151V202L150 203H152L153 201L155 202V203H153V204H151L150 205V203L149 202H147V201H149L146 197H144V199H142V197L144 196ZM166 193L167 192V195L170 197V198H168L167 200H171V198H172V200L171 201H167L166 200V196H164L165 194L164 193ZM196 192V193H195ZM200 192V193H199ZM235 192V191H234ZM242 192V191H241ZM245 192V191H244ZM19 193V194H18ZM54 193V194H53ZM61 193V194H60ZM65 193V194H64ZM84 193V194H83ZM110 193V194H109ZM134 193H136V195H140L141 193H142V195L143 196H140V197H135L136 195H132L131 196V194H134ZM138 193V194H137ZM159 193H160V195H159ZM236 193V192H235ZM239 193V192H238ZM93 194H96V195H93ZM99 194V195H98ZM103 194H104V198L106 199H104L103 198ZM105 194H107V195H105ZM123 194H124V197L122 198V196H123ZM161 194H164L163 196L161 195ZM198 194V195H197ZM6 195V196H5ZM8 195H10V196H8ZM53 195H57L55 198L53 197ZM60 195V196H59ZM65 195V196H64ZM85 195V196H84ZM93 195V196H92ZM98 195V196H97ZM174 195V196H173ZM197 195V196H196ZM213 196V195H215L214 197H211V196ZM236 195V194H235ZM26 196V197H25ZM67 196V197H66ZM72 196V197H71ZM86 196H88V197H90V198H88L87 199V197ZM106 196V197H105ZM167 196V197H168ZM192 196V197H191ZM198 197V198H196V197ZM200 196V197H199ZM220 196V197H219ZM230 195H228V197H229ZM240 195H238V196H235V198L236 197H239ZM3 197L4 198H9L8 200L7 199H3ZM15 197V198H14ZM17 197V198H16ZM19 197V198H18ZM28 197V198H27ZM58 197H60V198H58ZM63 197H65V198H63ZM69 197V198H68ZM79 197V198H78ZM82 197V198H81ZM84 197H86V199L84 198ZM98 198V199H95V198ZM109 197V198H108ZM130 197H132V198H130ZM161 197H163V199H165L164 201H163V199L161 198ZM242 197H243V195L240 197L241 199H242ZM27 198V199H26ZM62 198H63V200H62ZM73 198H75V199H73ZM81 198V199H80ZM91 198H93V200H91ZM114 198H117V200L116 199H114ZM135 198H136V200H135ZM139 198H141L142 199V201L139 199ZM174 198H175V201H174ZM190 198H191V200H190ZM199 198H200V200H202V202L199 200ZM231 198V197H230ZM17 199V200H16ZM84 199V200H83ZM104 199V200H103ZM114 199V200H113ZM138 199V200H137ZM153 199V200H152ZM194 199V200H193ZM195 199H196V202H194L195 201ZM239 198H237V200H238ZM241 199H240V203H241ZM6 200V203L4 202ZM16 200V201H15ZM24 200H25V202H24ZM69 200V203L67 202ZM78 200V201H77ZM87 200H91V201H93L94 203L96 202L97 204L95 205V207H93L94 208V212H91L89 209L91 208V209H93L92 208V205H93V202L91 203H89V201H87ZM95 200H97V201H95ZM108 200V201H107ZM116 200V201H115ZM135 202H139L137 205H135V204H133L134 203V201ZM144 200V201H143ZM147 200V201H146ZM159 200H160V202L162 201V203H160L159 202ZM190 202H189V201ZM193 200V203L191 202ZM199 200V201H198ZM9 201V202H8ZM82 201H87L86 203H88L87 205H86V203L84 204ZM99 201V202H98ZM114 201H115V204H114ZM132 201H133V203H132ZM141 201V202H140ZM216 201V202H217ZM222 201H223V203H222ZM244 201H245V198H244ZM63 202V203H62ZM75 204H74V203ZM104 202L106 203V206H104L105 204H104ZM111 202H113V203H111ZM120 202V203H119ZM124 202H122V203H124ZM144 202V203H143ZM171 202H173L174 204H172ZM178 202V203H177ZM78 203V204H77ZM98 203H99V205H100V207H98L99 205H98ZM117 203H118V205H117ZM147 203V204H146ZM163 203H165L166 204V206H164V204ZM181 203V205L179 206V204ZM189 203H191V205L189 204ZM194 203H196L197 205H198V207H195L196 206V204H194ZM238 203V202H237ZM245 203V202H244ZM243 203V205L245 206V204ZM67 204V205H66ZM82 204V205H81ZM92 204V205H91ZM109 204H111V205H109ZM146 204V205H145ZM161 204H163V205H161ZM188 204V205H187ZM192 204H194V207L196 208H194L193 206H192ZM239 204V203H238ZM79 205L81 206V210H83V212L79 209ZM84 205V206H83ZM88 205H90V206H88ZM115 205H117V206H115ZM134 207H133V206ZM140 205H141V207H140ZM169 205V206H168ZM172 205H175V206H172ZM218 205H220V204H218ZM70 206H72V207H70ZM82 206H83V208H82ZM87 206L88 207H90L89 209H85V207L87 208ZM94 206V205H93ZM130 206V207H129ZM135 206H136V208L138 207V208H140V209H138L137 208V210H134V212L132 211L134 208H135ZM143 206V207H142ZM152 206H153V209H152ZM210 206H208V208L210 209ZM67 207V208H66ZM104 207V208H103ZM111 207V208H110ZM117 209H116V208ZM124 207V208H123ZM129 207V208H128ZM220 207V206H219ZM239 207L240 208H244L243 206H242V204H239ZM99 208H101V210L99 209ZM105 208H106V210H105ZM113 208V209H112ZM130 209L129 211H128V209ZM132 208V209H131ZM135 208V209H136ZM179 208L181 209V210H179ZM183 208H185L184 210H183ZM215 208V207H214ZM224 208V209H223ZM231 208H229L228 210H231ZM74 209V210H73ZM108 209H110L109 210V212H110V214L112 213L111 211L113 210V213L111 214V215H109L108 214V212H107V210ZM121 209H122V211H121ZM123 209H124V211H123ZM154 209H155V211H158L159 210V212H154ZM170 209V210H169ZM190 211H189V210ZM194 209V210H193ZM65 210H66V212H65ZM68 210V211H67ZM78 210H80L81 212H79ZM89 210V211H88ZM99 210H100V212L102 213V210H104V211H106V213L103 211V213H104V215H103V213L101 214L100 212H99ZM119 210V211H118ZM127 210V211H126ZM138 210H139V212H138ZM152 210V211H151ZM164 210H165V212H164ZM169 210V211H168ZM177 210H179L180 212H178L177 213ZM200 210H202V209H200ZM203 210V211H204ZM207 210V212L206 213H208V209H206ZM228 210H226V211H228ZM239 209H237L236 211H238ZM137 211V212H136ZM143 211V212H142ZM148 211H150V212H147ZM174 211V212H173ZM220 211H224V212H220ZM87 212V213H86ZM116 212V214H114ZM117 212H118V214H117ZM122 212H124V213H122ZM125 212H128V213H125ZM161 212V213H160ZM185 212V213H184ZM81 213V214H80ZM82 213H84V216L82 215ZM86 213V214H85ZM91 213H94V215L92 216V219H91ZM141 213H144V214H142L141 215ZM153 213H155V214H153ZM166 214V215H163V214ZM227 213V212H226ZM231 213H233L235 216H237V220H236V217L235 218H233L234 216H233V214H231ZM78 214L80 215L79 217H78ZM88 214L90 215V216H88ZM101 214V215H100ZM122 215L123 216V214L125 215V216H123V218H121L122 216H119V215ZM148 214V215H147ZM204 214V213H203ZM238 214H239V217H238ZM69 215V216H68ZM102 215H103V218H102ZM116 215V216H115ZM127 215V216H126ZM132 215V216H131ZM141 215V216H140ZM152 215V216H151ZM231 215H232V217H231ZM247 217L249 216V215H252V214H250L249 212H248V214H245ZM94 216H96V217H94ZM114 216L116 217V218H114ZM118 216V217H117ZM136 216V217H135ZM148 216H150V218L148 217ZM218 216H220V217H218ZM244 216V215H243ZM243 216H241V217H243ZM77 217V218H76ZM86 217V218H85ZM90 218L91 220H89L88 218ZM121 219H120V218ZM129 219H128V218ZM142 217V218H141ZM144 217H147V218H145V219H147V220H149V222L150 223H148L147 222V220H145L144 219ZM231 218V219H235V220H232V222L234 221V226L232 227V226H230V227H226L228 224H227V222L229 223V222H231V220H229V219H227L226 220V218ZM82 218H85V219H82ZM94 218H95V220H94ZM110 219V221H109V219ZM125 218H127V221L125 220ZM133 218V219H132ZM215 218V219H214ZM241 220H240V219ZM69 219V220H68ZM82 219V221H80ZM87 219V220H86ZM99 219H103L102 221L101 220H99ZM106 219V220H105ZM153 219H155L154 221H153ZM205 221H203V220ZM207 219V220H206ZM89 220V221H88ZM93 220V221H92ZM105 220V221H104ZM120 221L121 222V224H119L120 222H118V221ZM124 220H125V222L126 223H124V226H125V224H127V226L128 225H130L131 224V226H136L135 228L133 227H130V229L132 228L133 229V232H132V230H130V232H129V230H126V226H125V228L123 229L122 227H123V222H124ZM209 220V221H208ZM213 220H212V222H213ZM216 220L214 221L215 223H216ZM221 220V221H220ZM229 220V221H228ZM70 221V222H69ZM86 221V222H85ZM97 221V222H96ZM101 221V222H100ZM107 221L108 222H110L109 223V225L108 224H106L105 225V223H107ZM135 223V224H137V225H135L133 222ZM201 221V222H200ZM224 221H226V226L224 227V225L223 224H225L224 223ZM239 221V222H238ZM67 222H69V223H67ZM103 222V223H102ZM105 222V223H104ZM112 222V223H111ZM118 222V223H117ZM208 222V223H207ZM214 222L212 223V225L214 224ZM223 225L222 226V228H218L221 224ZM242 223V226H240L241 225V223ZM9 223V224H8ZM83 223V224H82ZM93 223L94 224H96L97 223V225H93ZM100 223H102V225H103V227L104 228H101L102 227V225H100L99 226V224ZM129 223V224H128ZM156 223V224H155ZM199 223H200V225L202 226V228H197V226L198 227H201V226H199ZM236 223V224H235ZM239 223H240V225H239ZM111 224H113V225H111ZM134 224V225H133ZM207 224H209L210 226V229H206L207 227H206V225ZM220 224V225H219ZM258 224V223H257ZM72 225L74 226V227H72ZM78 225V226H77ZM157 227H156V226ZM229 225H230V223H229ZM228 225V226H229ZM236 225V226H235ZM69 226V227H68ZM73 228H71V227ZM77 226V227H76ZM81 226V227H80ZM86 228H85V227ZM98 226L100 227V229L98 228ZM105 226H109L108 227V229H107V227H105ZM244 226H245V228H249V229H247V230H245V229H243L244 228ZM249 226V227H248ZM80 229H79V228ZM110 227L112 228V229H110ZM205 227V228H204ZM235 227V228H234ZM258 227H260V228H258ZM84 228L87 230L88 228H90L91 230H87L88 232H86V230L84 231ZM96 228V229H95ZM225 228H227V229H225ZM237 228H238V230H242L243 232H241V230L239 231V232H236V231H238L237 230ZM72 231H71V230ZM75 229V230H74ZM83 231H82V230ZM99 229V230H98ZM135 229H138L137 231H135ZM158 229V230H157ZM214 230L213 231V233H211L212 231L211 230ZM229 229V230H228ZM93 230H96V232L95 231H93ZM103 230V231H102ZM105 230V231H104ZM124 230V231H123ZM262 232V233H260V231ZM82 231V232H81ZM99 231V232H98ZM102 231V232H101ZM130 233H128V232ZM246 231H247V233H246ZM252 231V232H251ZM258 231H259V233H258ZM210 232V233H209ZM230 232V233H229ZM244 232H245V234H244ZM256 232V234H255V236L257 237V240H256V237L254 236V233ZM228 233H229V235L230 236H228ZM234 233V234H233ZM239 233H242V235L240 234V236H241V238H240V236H238V234ZM251 233H253V234H251ZM258 233V234H257ZM210 234H212V236L210 237ZM214 234V235H213ZM218 234H221V236H223V238H226L227 239V241H229V242H226L225 240L226 239H223L222 238V241L224 242V244H223V242H221V239H220V241L218 242V241H216L217 240V237H218ZM251 234V236H252V239L250 238L251 236H249ZM263 234V235H262ZM247 235V236H246ZM220 236V235H219ZM227 236V237H226ZM243 236V237H242ZM244 236H246V237H244ZM259 236H260V238H259ZM228 237H231V238H228ZM263 237V238H262ZM214 238H216L215 240H214ZM218 238H221V237H218ZM262 238V239H261ZM210 239H212V241H213V245L214 246H212V241L210 240ZM231 239V240H230ZM249 239V240H248ZM253 239H255L254 241H253ZM260 239V240H259ZM70 240L72 241L71 243H70ZM219 240V239H218ZM232 242V244L234 245L235 243H236V245H235V248H234V246L231 244V242ZM242 241H245V240H242ZM217 242V243H216ZM220 242H221V244H220ZM234 242V243H233ZM240 242V243H239ZM70 243V244H69ZM226 243H228V244H226ZM238 243V244H237ZM245 243V242H244ZM164 244H165V246H164ZM167 244V245H166ZM223 244V245H222ZM230 244V245H229ZM239 244H240V246H239ZM251 243L249 244V245H252ZM171 245V246H170ZM222 245V246H221ZM173 246V247H172ZM230 246V247H231ZM213 247H214V249H213ZM217 249H216V248ZM239 247V248H238ZM244 246H242L241 248H243ZM239 249V250H238ZM230 250V249H229ZM238 250V251H237ZM233 252H231V254H232ZM111 254V255H110ZM133 254H135V257L134 256H132ZM228 254H230V252L228 251ZM107 256V257H106ZM137 256V257H136ZM172 256V257H171ZM174 257H176V259H174V260H172ZM137 258V259H136ZM172 258V259H171ZM135 259V260H134ZM139 259V260H138ZM142 259V260H141ZM52 261V260H51ZM177 264V263H176ZM255 264H264V263H255Z\"/></svg>", "mask_w": 264, "mask_h": 264}, {"label": "built area", "instance_id": "obj_3", "mask_svg": "<svg viewBox=\"0 0 264 264\" xmlns=\"http://www.w3.org/2000/svg\"><path fill=\"white\" fill-rule=\"evenodd\" d=\"M7 262L3 264H57L56 260L58 256H48L43 261L40 258H13L10 254H7ZM52 260V261H51Z\"/></svg>", "mask_w": 264, "mask_h": 264}]
</instances>
